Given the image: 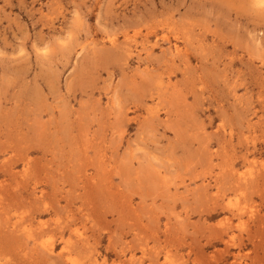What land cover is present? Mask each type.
I'll return each instance as SVG.
<instances>
[{"label":"rangeland","instance_id":"rangeland-1","mask_svg":"<svg viewBox=\"0 0 264 264\" xmlns=\"http://www.w3.org/2000/svg\"><path fill=\"white\" fill-rule=\"evenodd\" d=\"M0 264H264V0H0Z\"/></svg>","mask_w":264,"mask_h":264}]
</instances>
